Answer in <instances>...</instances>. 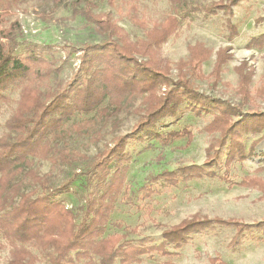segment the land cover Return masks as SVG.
I'll return each instance as SVG.
<instances>
[{
  "label": "rangeland",
  "instance_id": "1",
  "mask_svg": "<svg viewBox=\"0 0 264 264\" xmlns=\"http://www.w3.org/2000/svg\"><path fill=\"white\" fill-rule=\"evenodd\" d=\"M71 1L55 5L54 0H22L8 8L3 26L18 23L13 35L15 52L19 55L34 52L43 57L39 67L46 74L42 79L30 77L3 91L0 96V137L8 132L6 121L18 105L24 85L36 87L43 93L65 88L75 76L83 75L81 60L85 45L108 39L109 35L99 31L94 23L73 13ZM112 1L109 4L108 0H93L92 11L110 15L135 41L145 39L149 29L174 15L180 3V0ZM181 1L186 2L188 8L199 9L181 19L175 32L160 46L162 57L171 63L170 77L176 80L184 72L179 64L188 59L191 46L202 43L210 49L211 55L202 65V76L192 79L195 89L211 98L229 101L244 112L264 111V44L249 43L252 37L264 33V0H240L230 10L217 11L203 9L218 0ZM85 8V2L78 6V9ZM229 23L235 26L237 33L233 34ZM221 48H229L232 57L223 66L220 77L215 79L211 72L216 53ZM241 63L252 71L251 100L242 98L237 92L239 75L236 68ZM141 101V97H127L124 106L111 116L95 111L73 116L64 124L65 129H70L73 123H90L89 130H73L60 140V147L74 152L76 159L55 168L49 160L34 159L32 168L40 175H48V186L43 189L39 184L23 179L25 189L37 188L39 193H51L81 219L88 200L103 191L115 172L112 167L103 175L94 164L116 137L130 131L140 119L143 113ZM106 103L107 100L103 105ZM216 113L214 107L193 111L185 102L174 114L157 122L158 132L190 129L194 136L186 147L185 140L168 145L157 140H134L126 145L127 159L122 163L124 186L114 196L104 236L125 233L134 243L158 244L165 228L191 217L235 219L251 224V227L239 233L234 226L215 224L190 233L187 242L179 247L169 246L168 254L154 251L131 264H212L210 259L215 256L230 264H264V190L233 184L220 177L228 173L236 182L243 177L264 180V157L249 155L251 143L259 135L245 134L247 157L236 158L228 166L224 148L217 161L205 167L214 171V175L182 177L176 184L159 179L149 182L153 188L151 194L144 193L143 187L149 177L163 170L180 173L183 166L203 165L206 158L214 154L217 146L213 150L211 146L216 145L219 134H210L204 127ZM255 151H264V141ZM72 177L75 178L70 181ZM20 248L35 256L34 264H53L49 259L52 250L44 249L36 241L20 242L0 230V264H8L12 252ZM61 264H100V261L95 255L79 258L72 252Z\"/></svg>",
  "mask_w": 264,
  "mask_h": 264
},
{
  "label": "trees",
  "instance_id": "2",
  "mask_svg": "<svg viewBox=\"0 0 264 264\" xmlns=\"http://www.w3.org/2000/svg\"><path fill=\"white\" fill-rule=\"evenodd\" d=\"M20 1L0 0V96L11 85L30 77L42 79L46 74L39 67L43 57L34 52L26 55L15 52L13 35L18 23L3 26L8 8ZM65 1L54 0V3L61 5ZM239 1L218 0L203 10H230ZM81 2H85L87 8L78 9ZM108 2L112 4L113 1ZM93 4V0L70 2L74 14L84 16L99 31L109 35L107 40L85 45L81 60L83 75L75 76L65 88L51 93L24 85L15 111L6 121L8 132L0 137V230L20 242L36 241L44 249L52 250L49 259L53 264H61L72 252L79 258L95 255L100 264H131L154 251L168 254L169 246L179 247L187 242L190 233L215 224L234 226L239 233L251 227V224L235 219L191 217L165 228L158 244H137L128 239L125 233L115 232L104 236L114 196L124 186L122 163L127 159L125 147L130 141L157 140L162 145H168L185 140L186 147L194 136L190 129L158 132L157 122L166 115L174 114L185 102L196 112L212 107L217 109L204 129L210 134H219L216 145L211 146L212 150L214 146L219 149L216 148L203 165L183 166L180 173L163 170L149 177L143 187L144 193L149 195L153 192L149 183L152 181L161 179L176 184L182 177L214 175V171L205 167L213 165L224 148L227 166L236 158L245 159V134L259 135L251 143L249 155L264 157V151H255L258 144L264 141V111L254 109L244 112L229 101L211 98L195 89L192 79L202 76V65L211 55L210 49L202 43L191 46L188 59L179 64L181 69H185L184 72L176 80L170 77L171 63L162 57L160 46L175 32L181 19L199 7L188 8V4L180 0L174 15L149 29L145 39L135 41L110 15L94 13ZM228 26L233 34L237 33L234 25L229 23ZM249 43L263 46L264 33L252 37ZM231 57L229 48L217 51L211 72L215 79L220 77L223 66ZM236 72L239 75L237 92L242 98L251 100V69L247 70L245 63H241ZM127 97H141L143 113L130 131L116 137L112 146L105 149L94 164L103 175L108 174L112 167L115 172L103 191L88 200L81 219L72 208L51 193H39L37 188L25 189L23 179L39 184L43 189L48 186V175H40L32 168L34 159L49 160L54 168L76 159L74 152L60 147V140L73 130H89L90 123H73L70 129H65L67 121L78 113L95 111L97 114L114 115L124 106ZM106 100V105H103ZM220 177L233 184L264 190V180L260 177H243L239 182L228 173ZM34 262L35 256L29 250L20 248L12 252L8 264ZM210 262L230 264L219 256L212 257Z\"/></svg>",
  "mask_w": 264,
  "mask_h": 264
}]
</instances>
